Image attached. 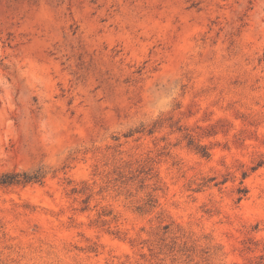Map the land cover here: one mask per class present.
Instances as JSON below:
<instances>
[{"label":"rangeland","instance_id":"374dc122","mask_svg":"<svg viewBox=\"0 0 264 264\" xmlns=\"http://www.w3.org/2000/svg\"><path fill=\"white\" fill-rule=\"evenodd\" d=\"M12 174L0 264H264V0H0Z\"/></svg>","mask_w":264,"mask_h":264},{"label":"trees","instance_id":"16d2710c","mask_svg":"<svg viewBox=\"0 0 264 264\" xmlns=\"http://www.w3.org/2000/svg\"><path fill=\"white\" fill-rule=\"evenodd\" d=\"M32 179H27V182H29ZM20 175L18 174H12V175H5L0 179L1 185H11L15 183H20Z\"/></svg>","mask_w":264,"mask_h":264}]
</instances>
